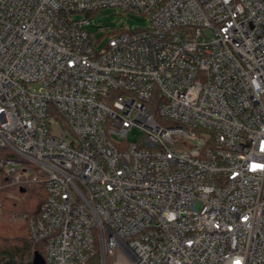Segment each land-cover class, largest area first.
<instances>
[{
	"label": "built area",
	"instance_id": "obj_1",
	"mask_svg": "<svg viewBox=\"0 0 264 264\" xmlns=\"http://www.w3.org/2000/svg\"><path fill=\"white\" fill-rule=\"evenodd\" d=\"M0 151L44 264H264V0H0Z\"/></svg>",
	"mask_w": 264,
	"mask_h": 264
},
{
	"label": "trees",
	"instance_id": "obj_2",
	"mask_svg": "<svg viewBox=\"0 0 264 264\" xmlns=\"http://www.w3.org/2000/svg\"><path fill=\"white\" fill-rule=\"evenodd\" d=\"M1 154L4 155L2 151ZM20 190L4 187L1 176L0 264H35V259L44 264L42 247L33 244L30 239L28 219L38 214L46 195L40 184L27 185L24 192Z\"/></svg>",
	"mask_w": 264,
	"mask_h": 264
},
{
	"label": "rangeland",
	"instance_id": "obj_3",
	"mask_svg": "<svg viewBox=\"0 0 264 264\" xmlns=\"http://www.w3.org/2000/svg\"><path fill=\"white\" fill-rule=\"evenodd\" d=\"M79 17H82L80 15ZM89 26H87V30L90 33H94L95 30H105V29H111V28H120L124 27L128 30H136V29H144L147 27L146 20L141 17L133 16L128 13H121L118 9H112V8H105L96 11L93 13L89 18ZM102 34H96L94 39L97 40L99 37H101ZM104 43H101V46H103ZM100 46V47H101ZM141 137V132L137 129H133L129 132L127 143H135L139 140ZM5 155V153H4ZM3 154L0 155V158L2 159ZM28 165H31L29 163H26ZM30 168V167H29ZM1 179V176H0ZM24 217L22 216V219ZM99 260V255L97 253L96 257L92 260L91 264H97ZM109 263H112V259L109 260Z\"/></svg>",
	"mask_w": 264,
	"mask_h": 264
},
{
	"label": "water",
	"instance_id": "obj_4",
	"mask_svg": "<svg viewBox=\"0 0 264 264\" xmlns=\"http://www.w3.org/2000/svg\"><path fill=\"white\" fill-rule=\"evenodd\" d=\"M20 192H24V189H21ZM36 263H37V264H42V263H40V262L38 261V259H35V264H36Z\"/></svg>",
	"mask_w": 264,
	"mask_h": 264
},
{
	"label": "snow or ice",
	"instance_id": "obj_5",
	"mask_svg": "<svg viewBox=\"0 0 264 264\" xmlns=\"http://www.w3.org/2000/svg\"><path fill=\"white\" fill-rule=\"evenodd\" d=\"M237 264H239V261H237Z\"/></svg>",
	"mask_w": 264,
	"mask_h": 264
}]
</instances>
